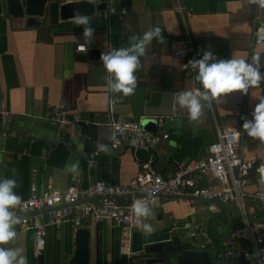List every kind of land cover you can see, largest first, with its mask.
I'll list each match as a JSON object with an SVG mask.
<instances>
[{
    "label": "crops",
    "instance_id": "0c3cea01",
    "mask_svg": "<svg viewBox=\"0 0 264 264\" xmlns=\"http://www.w3.org/2000/svg\"><path fill=\"white\" fill-rule=\"evenodd\" d=\"M67 1L72 0H61ZM113 6L115 13L108 19L102 12L89 17L94 32L87 45L82 39V26L74 24L71 18L60 20L57 9L47 10L32 25L27 24L26 18H12L4 10L0 13V103L10 115L7 130L0 115V177H13L17 181L14 191L23 198L29 196L33 184L37 189L49 186L64 191L73 178L80 188L96 180L126 184L148 158L158 173L172 175L178 163L206 156L218 128H240L244 119H251L253 106L264 95L262 79L244 94L232 92L207 103L196 120H191L187 109L175 100L178 92L199 87L195 70L191 65H182L198 59L204 50L212 51L217 58L235 54L247 60L259 54L264 72V44L250 47L253 28L264 26V7L258 0H113ZM150 27H159L162 39L153 38L139 58L134 73L135 90L129 95L111 92L119 101L112 105L110 113L116 121H159L164 117L185 120L186 130L171 129L176 137L185 133L186 137L177 143L160 139L148 151L122 148L113 152L108 149L105 73L94 51L108 44L112 48L127 46L130 35H139ZM187 39L191 51L184 57H174L172 47ZM77 45L88 47L87 52L76 53ZM59 103L68 107L69 114L77 113L84 120L71 128L48 122L47 108ZM156 130L155 134H169L160 122ZM100 145L107 147L101 149ZM94 150L100 153L89 165L87 158ZM240 153L256 164H264V141L246 139ZM254 178V173H250L243 187L242 211L260 219V208L251 197ZM229 205L238 209L234 203ZM223 211L229 219L231 213L216 202L197 200L188 205L163 200L161 207L151 210L147 217L154 229L150 234L145 235L134 225L129 254L122 246L116 224L109 220L97 223L84 217L79 227L72 222L57 228L45 227L39 253H43V264H68L75 249V231L85 228L92 233L89 264H136L134 256L144 245L165 242H170L171 250H208L213 252L215 264H223L217 257L219 240L229 233L230 225L218 236L213 230L211 235L207 232L212 218ZM195 222L211 239L205 248L199 246L205 243L201 233L189 238V230L183 228L184 224ZM242 222L243 219H234L233 226ZM16 233V238L6 246L21 247L27 264H37L35 234L17 230ZM227 239L222 241L223 248ZM238 246L249 249L244 240ZM224 260V264H244L235 259Z\"/></svg>",
    "mask_w": 264,
    "mask_h": 264
},
{
    "label": "built area",
    "instance_id": "2783aa9c",
    "mask_svg": "<svg viewBox=\"0 0 264 264\" xmlns=\"http://www.w3.org/2000/svg\"><path fill=\"white\" fill-rule=\"evenodd\" d=\"M105 9L102 15L108 19L115 13L113 0H104ZM121 13H124L122 10ZM172 47L174 57H184L190 51L189 40L179 41ZM264 44V26H255L252 31L250 47ZM82 45L75 47L76 53H85ZM113 49L107 45L98 49V62L101 51ZM251 62V57L247 59ZM101 63V62H100ZM193 87L191 90H198ZM109 110V141L108 149L115 151L118 148H126L131 151L150 150L151 146L160 139H166L167 134H153L146 131L141 121L122 120L116 121L111 116V108L119 98L115 97L108 89ZM0 115L5 130L10 121L9 112L0 103ZM45 118L48 122L59 128L72 127L84 119L77 113L69 114L68 107L59 103L49 106ZM237 132L240 133L237 136ZM251 139L240 128L222 127L216 132V139L207 148L205 157L198 160H190L178 163L172 175L163 176L152 167L150 158L139 165L136 175L126 184L112 185L104 180H96L91 185L80 188L76 185V179L64 190L58 191L51 187L37 189L33 184L30 187L28 197H20V201L11 211L18 217L15 230L33 232L36 237L35 253L43 247L44 229L47 226L59 227L65 222H72L79 227L84 217H89L99 223L112 221L120 229L121 242L124 250L129 254L134 217L131 205L134 200L142 199L151 210H158L163 200L174 201L192 205L197 200L213 202L219 200L224 204L234 203L244 215L243 187L250 173H254L255 190L251 194L252 199L260 208L264 217V164H254L240 153L241 143ZM100 151L94 150L89 154L87 163L92 165L99 156ZM126 197H129L126 199ZM95 198V203L88 199ZM176 228V227H175ZM188 229L189 238H194L198 233L204 238L205 243L200 248H205L211 239L205 232H201L199 223L184 224ZM240 240L248 243L249 249L239 247ZM131 254V253H130ZM264 223L250 224L243 219L241 224L233 226L227 239V246L217 253L221 259H235L244 264H264Z\"/></svg>",
    "mask_w": 264,
    "mask_h": 264
},
{
    "label": "clouds",
    "instance_id": "9594fccd",
    "mask_svg": "<svg viewBox=\"0 0 264 264\" xmlns=\"http://www.w3.org/2000/svg\"><path fill=\"white\" fill-rule=\"evenodd\" d=\"M264 7V0H258ZM74 24L82 26V39L85 45L90 43L94 29L89 17L79 11H74L72 17ZM153 38L162 39L159 27H150L141 34L128 37L127 46L101 51L99 60L105 73V84L111 92L129 95L135 90V70L139 67V58L144 55L146 47ZM81 50H85L81 46ZM195 70L194 78L200 84L198 90H184L176 94V103L187 109L189 118L196 120L203 106L207 103L222 99L232 92L246 93L253 85L264 79L261 72V57L253 54L251 62L231 54L228 58H217L210 50H204L198 59L189 60L186 65ZM241 128L251 138L264 141V95H261L253 106L251 119H244ZM240 133L237 132V136ZM105 149L106 145H100ZM76 165H72L74 171ZM17 181L9 177H0V264H27L26 256L21 247L6 246L16 236L14 225L18 217L11 209L20 201L19 195L14 191ZM134 225L141 229L145 235L154 229L147 221L151 209L142 199H136L131 205Z\"/></svg>",
    "mask_w": 264,
    "mask_h": 264
},
{
    "label": "water",
    "instance_id": "95a60500",
    "mask_svg": "<svg viewBox=\"0 0 264 264\" xmlns=\"http://www.w3.org/2000/svg\"><path fill=\"white\" fill-rule=\"evenodd\" d=\"M0 3V13L4 10L5 14L15 18H26L27 24L32 25L37 18H42L49 9H57L60 20H66L72 17L74 11H79L88 17H93L98 12H103L106 5L104 0H72L61 2V0H2ZM98 55V51H94ZM162 124L164 131H169L167 140L169 143H177L186 137V133L182 137H176L172 134L171 128L180 127L186 130L187 121L178 118L164 117L162 120L143 119L141 120L142 127L153 134L157 132L156 126L158 123ZM73 127V126H72ZM71 128V127H69ZM122 148H118L116 152ZM256 165V163H254ZM129 197H126L128 199ZM95 203V198L88 199ZM213 202L218 203L231 213L229 217V233L233 228L234 219H246L248 222L264 223V217L260 219L252 218L231 207L229 204H224L219 200ZM97 233V232H96ZM229 233L219 240V251L223 249L222 241L229 237ZM98 234V233H97ZM92 233L85 228H77L74 234V252L68 264H89L90 255V239ZM170 242L165 243H149L144 245L134 258L136 264H215L213 259V252L208 250L183 249L171 250ZM224 264V259H222ZM37 264H43V253L37 255Z\"/></svg>",
    "mask_w": 264,
    "mask_h": 264
},
{
    "label": "rangeland",
    "instance_id": "374dc122",
    "mask_svg": "<svg viewBox=\"0 0 264 264\" xmlns=\"http://www.w3.org/2000/svg\"><path fill=\"white\" fill-rule=\"evenodd\" d=\"M226 215H227L226 211H223L219 215H217L214 218H212L211 223H210V225L208 227V230H207V232L210 235H211L212 230L215 231L214 234H217L216 236L221 234L220 232H224L225 233L227 231V227L229 225V220L226 217ZM208 248H210V247H208ZM215 262L219 263V260L215 259Z\"/></svg>",
    "mask_w": 264,
    "mask_h": 264
}]
</instances>
